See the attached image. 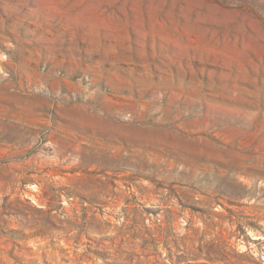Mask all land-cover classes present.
<instances>
[{
	"label": "rangeland",
	"instance_id": "rangeland-1",
	"mask_svg": "<svg viewBox=\"0 0 264 264\" xmlns=\"http://www.w3.org/2000/svg\"><path fill=\"white\" fill-rule=\"evenodd\" d=\"M263 174L264 0H0V264H264Z\"/></svg>",
	"mask_w": 264,
	"mask_h": 264
},
{
	"label": "bare ground",
	"instance_id": "bare-ground-1",
	"mask_svg": "<svg viewBox=\"0 0 264 264\" xmlns=\"http://www.w3.org/2000/svg\"><path fill=\"white\" fill-rule=\"evenodd\" d=\"M124 126L125 125H123V127ZM103 131H105V130H103ZM119 148L117 149V152H114L115 154L119 152L118 151ZM120 157H122V156H120ZM118 158H119V156H118ZM218 164H219V162H218ZM238 167L239 168H243V169H248V164L239 163ZM238 167L237 168H234V167L233 168H231V167H220V168H217V169L216 168L203 167L202 170H199V167H197V166H193V165H188L187 166L185 164H181L180 165L179 163H177V164L173 163V164H171V168H170V170L172 172H170L169 174L171 175V177L174 180H177V181H180V182H184L188 186H192V187L194 186L198 192H201L204 189L203 185H205V184L208 185L209 182H210V183L213 184V186H212L213 187L212 194L213 195H218V194L224 192V187H223L224 184H227V183H230L231 181H234L235 180V175L238 176V177L241 176V171L239 170ZM257 172L258 171H256L255 173H257ZM257 175H258V173H257ZM256 180H257V178H256ZM251 182H252V184L249 182L251 184L250 185L248 183V181L244 177H242L241 180H239V182L237 183L238 189L236 187L235 188L240 193V196L241 195L247 196V195H249L251 193L252 194H257L258 196H259V194H264V191H261L259 188H257L255 186V184H256L255 180H254L255 184H254L253 181H251Z\"/></svg>",
	"mask_w": 264,
	"mask_h": 264
}]
</instances>
